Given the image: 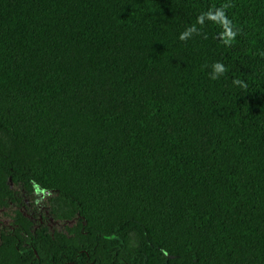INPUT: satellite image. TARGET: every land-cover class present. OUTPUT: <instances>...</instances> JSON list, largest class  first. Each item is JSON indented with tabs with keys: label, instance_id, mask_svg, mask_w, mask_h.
<instances>
[{
	"label": "trees",
	"instance_id": "trees-1",
	"mask_svg": "<svg viewBox=\"0 0 264 264\" xmlns=\"http://www.w3.org/2000/svg\"><path fill=\"white\" fill-rule=\"evenodd\" d=\"M261 53L264 0H0V264H264Z\"/></svg>",
	"mask_w": 264,
	"mask_h": 264
},
{
	"label": "clouds",
	"instance_id": "clouds-1",
	"mask_svg": "<svg viewBox=\"0 0 264 264\" xmlns=\"http://www.w3.org/2000/svg\"><path fill=\"white\" fill-rule=\"evenodd\" d=\"M230 7H232L230 3H224L219 7L210 8L207 12L200 13L196 18V23L187 27L185 31L179 35V40L186 42L193 36V34L197 36L200 35L201 32L196 27V24L203 26L205 20L207 19L223 28V31L220 33V38L225 46H231L237 35L240 33V29L235 28L234 30V25L226 14V10ZM261 55H264V53H261ZM211 67L212 71L209 74V78L213 81L218 80L221 76L229 71L228 67L220 61L214 62ZM232 83L242 88L247 87V84L239 78L233 79ZM33 190L34 194L40 197L45 196L48 191L35 182H33ZM38 202L39 201H37V203ZM161 252L164 256H168L167 250L161 249Z\"/></svg>",
	"mask_w": 264,
	"mask_h": 264
},
{
	"label": "rangeland",
	"instance_id": "rangeland-1",
	"mask_svg": "<svg viewBox=\"0 0 264 264\" xmlns=\"http://www.w3.org/2000/svg\"><path fill=\"white\" fill-rule=\"evenodd\" d=\"M38 203L36 201L35 205L36 208L33 210L35 216L40 217V221L42 223H47L51 230L53 229H62L63 225L61 223H57L55 221H52L49 217H48V213L45 210L44 207V203L46 202L45 196L40 197L38 199ZM26 204L29 205V201H26ZM16 207L12 206V208L8 209V210H1L0 209V224H9L11 221V216L13 215V212L15 211ZM27 210V208H26ZM29 212L31 209H29Z\"/></svg>",
	"mask_w": 264,
	"mask_h": 264
}]
</instances>
